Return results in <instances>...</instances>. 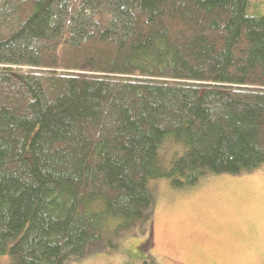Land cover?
<instances>
[{
	"label": "trees",
	"instance_id": "obj_1",
	"mask_svg": "<svg viewBox=\"0 0 264 264\" xmlns=\"http://www.w3.org/2000/svg\"><path fill=\"white\" fill-rule=\"evenodd\" d=\"M259 6L0 0V255L105 252L152 231L151 181L185 189L264 164Z\"/></svg>",
	"mask_w": 264,
	"mask_h": 264
},
{
	"label": "rangeland",
	"instance_id": "obj_2",
	"mask_svg": "<svg viewBox=\"0 0 264 264\" xmlns=\"http://www.w3.org/2000/svg\"><path fill=\"white\" fill-rule=\"evenodd\" d=\"M257 4L264 13V0H253ZM179 149L164 143L160 158L170 160ZM149 188L152 231L131 229L105 252L66 264H264V164L239 175L206 174L185 189L166 179L151 181ZM0 264H11V258L0 255Z\"/></svg>",
	"mask_w": 264,
	"mask_h": 264
}]
</instances>
